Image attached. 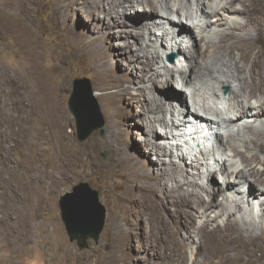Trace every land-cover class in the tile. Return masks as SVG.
I'll use <instances>...</instances> for the list:
<instances>
[{
	"label": "rangeland",
	"instance_id": "1",
	"mask_svg": "<svg viewBox=\"0 0 264 264\" xmlns=\"http://www.w3.org/2000/svg\"><path fill=\"white\" fill-rule=\"evenodd\" d=\"M104 1L98 0L99 6H97L88 0H0V82L10 71L18 72L19 70L25 74H31L30 69L37 66L42 72L44 83L50 86L53 105L59 112L55 130L48 128L47 131L44 130L45 124L42 123L35 108L31 109L25 119L19 109H14L12 112L0 102L4 119L13 122L12 127L10 123L8 124L7 133L10 134L18 121H27L30 127L35 129L27 136L26 143H21L16 135L11 137L13 142L9 141L7 151L10 162L7 170L3 171L10 185L15 186H11L17 192L13 200L17 199L19 208L23 209L17 213L11 210L8 218L13 219L21 214L20 216L23 215L28 221L27 230L23 234L14 226L0 230V236L6 234L21 240L28 236L27 242L23 241L24 244L22 243L13 264H264V228H256V237L245 236L246 240L242 239L241 242H236L237 235H234L238 231L246 233V229L242 231L239 228V230L234 223L235 221L239 223L237 219L241 215L252 224L258 221L264 223V196L256 198V193L250 202L240 201L243 211L236 212L234 219L227 221L228 225L225 214L216 217L217 221L214 220L216 223L203 221L205 217L202 213L203 209L199 208L195 201L197 197L195 199L192 197L188 205L194 220L182 217L181 211L178 212L177 206H183L182 202L176 204L171 201L177 193L192 189L191 184H186L183 188H175V184L179 183L177 180L180 179L183 182L187 176L190 177L187 173L191 170H194L193 180H196L198 185L204 186L206 192L211 185L216 187L223 184L222 174L218 166H215L214 159L220 158V154L226 156L227 152L219 148L215 136L204 144L202 151L206 152L205 154L187 149L178 139L174 141L172 138H166L162 130L152 128L151 131H145V125H139L141 109L136 89L138 90L142 83L138 79L144 80L143 83L147 88L146 94L139 95L142 101L145 99L148 103H153V95L160 91L162 100L176 108L178 114L182 107H185L183 97H186L188 105H196L189 94L190 87L182 89L171 87L165 81V75L158 64L160 50L165 48L159 46L161 41L156 38L162 37L165 40L168 35L163 33L164 28L173 35L176 28L167 23L160 24L159 16L143 15L142 10L146 6H139L137 1L117 0L122 4L121 10L117 8L109 14H106L103 9ZM130 1L133 6L128 5ZM152 1L156 8L164 11L160 1ZM170 1L175 3L170 13L176 18H181L180 26L183 31L194 33L195 40L190 46L193 45L196 51L201 48L209 50L204 57L207 62L213 59L211 55L213 47H206V43L218 42L223 33L227 36L232 34V37L237 36L239 31L251 33L254 40L250 41L247 47L250 51L256 52L262 49L264 52V24L261 25L260 30H256V24L244 25V29L239 27L240 30L239 28L236 30L223 22L221 24L215 22L214 25L209 23V19L216 21L217 18L211 15L212 5L219 2L227 5L230 0L227 2L226 0H207V5L203 8L208 11V15L201 11L197 0ZM238 1H240L239 4ZM249 1L247 4L259 2V0ZM241 2L242 0H233V4L228 3V5L233 6L231 7L233 9L242 8ZM178 7L181 9L176 11ZM187 10L192 11V19L187 20L184 16L183 12ZM245 16L238 19L242 25L249 20ZM135 19L138 21L147 19L146 29L140 28V22L133 23ZM193 19L198 23L195 24ZM154 20L156 24L152 26L151 22ZM204 20L207 26L205 24L203 26ZM223 28L225 31L218 33ZM197 35L203 37L199 40ZM154 50L158 52V55L154 56L153 64L150 61ZM235 51L234 57L237 63L242 65L244 62L239 57V51ZM224 56V60H229L226 55ZM147 60L150 62L148 66ZM255 74L249 77L247 70L240 72V76L245 78L243 84L253 87L232 100L228 99L229 85H224L221 89L217 87L220 90H217V97L208 91L213 80L210 77L206 79L204 88L199 92L207 98L208 105L217 111L216 114H212L217 121L229 116L236 118L234 113L241 101L251 104L255 100L264 98V73L261 74L262 78L257 77V72ZM193 76L192 74L190 78ZM82 77L88 78L91 82L99 113L104 117V125L92 131L84 140H79L77 125L67 109V100L72 92L74 79ZM233 84L236 86V82ZM168 88L172 90L170 91L172 96L169 99L166 98ZM175 91L178 93H174ZM93 115L88 113L89 118ZM170 117V112L165 113L169 128L175 135L174 126L170 125ZM252 123L257 122L249 117H243L242 122L239 121L232 128L236 131L241 129L243 124ZM154 124L156 128L160 127L157 120ZM257 128L260 129L252 128L242 131L241 135H236L233 145L238 147H235L234 151L240 157L234 156L233 160L241 166L240 162L245 161L242 155L251 157L252 153L259 152L258 159L248 158V162L255 169H261L260 171L250 170L252 182L255 180L264 184L262 169L264 168L262 145L264 144V126H257ZM220 129L221 132H226L221 126ZM157 133L159 135L155 138ZM150 140L151 142L160 141L166 146L164 155L162 149L154 147L158 151L154 154L159 156L160 161L164 160L170 166L166 174L161 172L158 165L154 163V159L158 156L153 153L146 154L148 152L146 146L151 147L147 144ZM0 144L1 153L2 144H5L2 133H0ZM229 146L232 148V145ZM26 148L28 151L25 154L23 152ZM230 154L233 156V153ZM191 160L195 163L198 161V165L189 166L188 163ZM186 165L187 168H185ZM224 166L226 172L228 171L227 174L230 175L231 168ZM33 167L38 168L43 176L40 184H36V193L31 196L25 181ZM205 167L213 172L212 175L207 173ZM174 171L179 179L175 178ZM143 172H147L145 177L140 175ZM134 173L140 175L137 180L133 179V176H136ZM81 181L88 182L98 191L99 198L106 207L105 225L98 240L89 238L87 247L83 248H79L75 240L69 239L58 203L64 193L72 191L73 186ZM10 185H6L4 189L12 191ZM144 187L158 196L157 200L153 199L154 205L149 203L152 205L150 207L140 199L131 200L136 194L144 192ZM238 187L246 189L247 186ZM2 190L3 188L0 187V193ZM227 190L233 193L231 187H227ZM255 192L257 189L252 193ZM221 193L214 196L218 203L234 197L231 195L226 198V189ZM205 197L209 198L207 194ZM202 204L207 203L202 201ZM217 207H208L209 209L205 211L215 217L219 210ZM228 208L235 209L233 204H229ZM186 219L189 222L188 225L184 223ZM201 222L206 223L204 224L206 227L200 232V241L196 232L192 231L195 228L191 230V226H196L198 229L202 226H200ZM213 225H215L214 228ZM261 232L263 233L259 236ZM238 245L241 246L238 247ZM196 250L199 251L196 252Z\"/></svg>",
	"mask_w": 264,
	"mask_h": 264
},
{
	"label": "bare ground",
	"instance_id": "2",
	"mask_svg": "<svg viewBox=\"0 0 264 264\" xmlns=\"http://www.w3.org/2000/svg\"><path fill=\"white\" fill-rule=\"evenodd\" d=\"M134 1H137L139 6H146L147 7V8L143 7V10H142L143 15L148 14V17L152 16V15L159 16L160 22H161L160 24L167 23V24L173 25V27L176 28L174 30L175 33H176V31L179 32V34H180L179 39H181V46L178 47L177 50H178V52L182 51L184 53V55L186 56V59L184 62V61H182L181 58H179L177 56V61L181 66L186 65V66H184L186 69L184 71L179 70L180 67L176 63H174V61H172V67L170 69L164 68L162 70V73H163V75H165V81L168 84H170L171 87L172 86L178 87L180 89H182L184 87H190V89H189L190 93L189 94H191L190 95L191 99L194 101V103H196V105H192V104L188 105L186 97H183L182 101L184 100V102H185L184 106L185 107H182V110H180V112L178 114V113H176V110H175L176 108L174 109V107H172L171 104L167 105L165 103V101L162 100V98L160 96V94H162V93H160V91H158L156 94L153 95V103L150 104L145 99H143V101H142L141 97H139V95L146 94L147 88L145 87V85L143 83L144 80L138 79L139 82L142 83L139 86L138 90L136 89V92L138 94V98L140 100L139 104H140V109H141V112H139V119H138L139 125H141V126L145 125V128H144L145 131H151L152 128L158 129L159 131L162 130V132L164 133L166 138H172V139H174V141H175V139L176 140L178 139L180 141H183L184 143L186 141L185 136H186V132L188 131V129H193L195 133L200 134L196 130L198 121L206 123L207 125H209L211 127L209 135L212 134L211 131L213 129L215 130L214 136L216 138V141L218 143L219 148H222L223 150H225L227 152L226 156H223L220 154L219 155V156H221L220 158L215 157V159H214L215 166H218V170H219L220 174H222L223 184L217 185L216 187H214V185L213 186L211 185L210 189L206 192V188L204 186L202 187V186L198 185L196 180H193V178H194V175H193L194 172L193 171L194 170H191L187 173L188 175H190V177L187 176L183 182L180 181L179 176H177L175 171H174L175 178L179 179V180H177V182H179V183L175 184L176 185L175 188L176 187L183 188L184 185L191 184L192 189L187 190V191L183 190L182 192L177 193V195H175V197L171 198V201L173 203H176V204H178V202H182V204H183V206L181 205L182 207L177 206L178 212L181 211L180 214L182 215V217H186L187 219H193L192 218V212L190 209H188V205H190L189 201L191 200L192 197H194V199L197 197V199H195V201L197 202V205L199 206V208L203 209L202 213L205 217V219L203 221H205L207 223L215 222L214 220H216V217H218L220 215L223 216L225 214L226 224H227V221H229V219H232V220L234 219L233 217H235L234 214L236 212L243 211L242 210L243 208L240 204V201L245 200L247 202H250L251 198L254 197V195H256V193H257L256 198L264 196V184H262L258 181H255V180H253V182H252V177H251L252 175L250 172V170L251 171H255V170L260 171L261 169H255V167L251 166L250 163L248 162V158L249 159H258L259 158V155H258L259 152L252 153V155H250L251 157H249L247 155H242V158L245 161L240 162V164H242L241 166L237 163V161L233 160L234 156H239L234 151V149H236L235 147H238V146L233 145L234 144L233 140L236 138V135L237 136L241 135L242 131L250 130L252 128L260 129V128H257V126L258 127L264 126V98H262V99L260 98L261 100H255V101H253L251 99L253 101L252 103L249 101L251 104H249L248 102L245 103V102L241 101L238 103L239 107L236 108V113H234L236 118L229 116L228 118H220V120L217 121L215 119L214 115L212 116V114H216L217 111L214 109V107H212L211 105H208L209 102H208L207 98L203 94H201L199 91L202 88H204V84H205L206 79H208V77H210L213 80V83H211V85H209V87H208V91L211 93V95H216L218 97L217 90L221 89V87L224 85H229L228 99L232 100V98L234 99V98H238V97L242 96L243 93H245L246 91H249L253 87V86L251 87L250 85L246 86L243 84L244 83L243 79H245V78L240 76V72L242 70H247L249 73V77H252L253 74H255L257 72V77L262 78L261 74L264 73V52L262 49H258L256 52H254L253 50L250 51L249 47H247V44H249L250 41L254 40V36L248 32L242 33L241 31H239L240 30L239 27L244 29L243 28L244 25H247V26L250 25L251 26V25L256 24L257 25L256 30H260L261 25L264 24V0H261V1L259 0V2L254 3V4L253 3L247 4V2L249 0L248 1L242 0L241 5L243 7L242 8H236L235 7L234 9L231 8L233 6L228 5V3L233 4V0L228 1L227 5H225L221 2H219L215 5L214 4L212 5L211 8H213V9H211V11H212L211 15L217 16V18H216V21H212L210 19L209 20L207 19L209 21V23L214 25L215 22H219L220 24L223 22L224 24H229L230 28H234L236 30H237V28H239V30H238L239 33L238 34L236 33L237 36H233V37H232V34L230 36L229 35L227 36V35H225L226 33L225 34L223 33V35L220 36V40L218 42L211 41L209 43H206V45H205L206 47H209V48L213 47L211 50V51H213L211 53V55H213V59L209 62H207L204 58L205 56H207L206 52H208L209 50L206 48H201L199 51H196L194 49L193 45L190 46L192 41L194 42V40H195L194 33H192V32L191 33H185L183 31V28L180 26L181 18L180 17L176 18L170 13V10L173 9V7L175 6V3H171L170 0H158L161 3V7L162 6L164 7V11H160L158 8H156V5L154 4V2L152 0H148V2H147V0H134ZM88 2H90L91 4L94 3L95 5L99 6L98 0H88ZM197 2L199 4V6H201V11L204 14L207 13V15H208V11H205V9L203 8L204 6L207 5V0H197ZM226 2H227V0H226ZM148 3H149V5H148ZM239 3H240V1H238V4ZM103 4H105V7L103 5L104 8L103 7L102 8L105 10L106 14H109L110 12H112L113 10H115L117 8H119L120 10L122 8V4L120 3V1H117V0H105L103 2ZM128 5L133 6L131 1H130V3H128ZM159 8H160V6H159ZM180 9L181 8L178 7V9L176 11H178ZM242 9L245 10L246 12L243 11ZM137 10H138V8H137ZM191 13H192V11H190V10L183 12V14L187 18V20L193 18V15ZM136 14H139V13L136 12ZM244 15H246L247 19H249V20H247V23L244 22V24L242 25V22H239L238 19L242 18V16H244ZM228 18H231V19L229 20ZM193 20H194L193 22H195V24L198 23V22L196 23L195 19H193ZM248 21H249V23H248ZM139 22H140V25H139L140 28L143 30L146 29L147 24H148L147 19L143 20V21H140V20L138 21L136 19L133 20V23H139ZM155 22H156L155 20L153 22H151L152 26L156 24ZM202 24L204 26V24L206 25L207 22H205V20H204V22ZM194 26H196V25H194ZM200 31H202V30H200ZM221 31L224 32L225 31L224 28L219 30L218 33H220ZM257 32H259V31H257ZM163 33L168 35V38L164 40V39H162V37H160L159 39L156 38V40L161 41L159 43L160 47L167 49L168 45L173 44V43H169V42H171L173 40V38H175V37L173 34H170V32L167 28H164ZM197 37H199L198 39L200 40L203 36L197 35ZM139 38H142V37L139 36ZM236 40H238L240 42L238 43ZM244 44H246V45H244ZM235 50L239 51V57L244 62L242 65L237 63L238 61L234 57L233 53L234 52L236 53ZM156 55H158V52L156 50H154L153 54H151V61H150V62H153V64L155 61L154 56H156ZM224 55H226V57L229 58L230 61L224 60V57H225ZM150 62H148V60H147V66H148V63H150ZM245 67H247V69H244ZM172 70H173V73H172ZM30 73L31 74H25L23 71L21 72L19 70H18V72H14V71L8 72L5 79L0 82V102L3 103V105L6 106V108H8L12 112L14 111V109H19L25 119H27L28 115L30 114L31 109L35 108L38 112V115H39L42 123L45 124L44 130H47L48 128H50V130H55V127L58 124L59 112H58V109L56 107H54V105H53V99H52L51 92H50V86L48 87V85L46 83H44V80L42 79V72H40V70L38 69L37 66L31 68ZM192 74L194 76L190 78V76ZM179 76H181V77H179ZM187 78H189V80H187ZM178 81H179V83H177ZM217 82H219V83H217ZM233 82H236V86H234ZM257 83H258V81H257ZM217 87H219V89H217ZM170 91H172L170 88H168L166 91L167 92L166 98H168V99L172 96V93ZM174 93L177 94L178 92L175 91ZM248 93H250V92H248ZM240 100L241 99H239V101ZM245 101H246V99H245ZM235 102H236V100H235ZM167 108L169 110H167ZM167 112L171 113V117H170L171 124L170 125H173L174 129L176 128L175 135H174V132L169 128V123H168L167 119L165 118V113H167ZM144 115H146V118H144ZM11 116H13V115H11ZM137 116H138V114H137ZM191 117L192 118L194 117L197 121L192 122L191 124H187V123L191 122V120H190ZM243 117H249V119H253V121H256L257 123L256 124H253V123L252 124H243L241 129L239 128L236 131H233L234 129L232 128V126L237 125L239 121L242 122ZM4 118H5V116L2 115V111L0 109V133H2L3 142H5V144H2L3 149H2V152L0 153V187L3 188L2 192L0 193V230L1 229L2 230L7 229V228H10L11 226H14L19 230V232H21L23 234L27 230V225H28L27 219L23 215H22L23 217L20 216L21 214L19 216L14 217L13 219H11L12 217L8 218L10 216L8 214L10 213L11 210H14L17 213V212H21L23 209L21 210L19 208V204H18L17 199L13 200V198L17 195L16 190L12 189V187H15V186L10 185L8 179L3 175V171L7 170L8 166H9V162H10L9 154L7 151L9 148V146H8L9 141L13 142L11 137L13 135H16L17 139H19L21 141V143L22 142L26 143L27 136H29L33 131H35V129L30 127V125L27 123V121H18V124L14 125L15 127L13 129H11L10 134H9V133H7L6 128L8 127L9 123H10V126L12 127L13 122L9 119H4ZM222 119H223V121H222ZM156 120L158 121V124L160 126L159 128L155 127L154 122ZM182 124H183V126H182ZM152 125H153V127H152ZM220 126L225 128V130H226L225 133L221 132L222 128L219 130ZM177 128L179 130H177ZM158 135L159 134L157 133L155 138H157ZM206 138L207 137H203L202 139H200V141L205 140ZM253 139H255V138H253ZM234 141H236V140H234ZM251 142H252V140H251ZM147 144H150V146H151V147H149V145L146 146L148 148V152L146 153L147 155L150 153L154 154V153L158 152V151H156V149H154L155 146H157V148L159 147L160 149H162V153L164 155V151L166 149V146L164 143H162L160 141L156 142V140H154V142H151V140H150V142H148ZM236 144H238V143H236ZM176 145H177V143H176ZM229 145H232V148ZM262 145L264 147V144H262ZM22 146H23V144H22ZM173 147H175V146H173ZM167 149H170V148L167 147ZM27 151L28 150L26 148L25 152H23V153L26 154ZM184 151H187V150H184ZM201 153L206 154V152H203V151ZM230 153H233V156ZM154 155H157V154H154ZM169 158H171V157H169ZM220 159H222V161H220ZM154 163L156 165H158V167L160 168L159 170H161V172H163L165 174L167 173L166 171L169 170V167H170L169 164H167V162L165 163L164 160L160 161L159 156L154 159ZM17 164H18V162H17ZM188 165L191 167H195L198 165V161L195 163V162H192V160H191L190 163H188ZM224 165H226L228 168L229 167L231 168L230 169V175L227 174L228 171L226 172V168ZM263 165H264V159H263ZM201 167H202V164L200 165V168ZM185 168H187V165ZM171 169H173V168H171ZM262 169L264 170V168H262ZM143 170H145V169H143ZM206 170L208 171L207 173H209V175H212L213 172H211L210 169L208 170V168H206ZM161 172H159V174H161ZM146 174H147V172L146 173L143 172L140 175L144 176ZM140 175L133 176V179L137 180V178ZM42 176H43V174L38 170V168H36V167L31 168V173L27 176L26 181H25V184L27 185V188L29 189V194L31 196L36 193V191H37L36 184L37 183L40 184V179L42 178ZM257 178H258V176H257ZM249 179H251V180H249ZM138 183H139V181H138ZM8 184L10 185V187L12 186L11 190L13 192L10 191V189L9 190L4 189L6 187V185H8ZM137 185H139V184H137ZM243 185L247 186L246 189H244V188L240 189L241 187H238V186H243ZM227 187L232 188V192H233L232 194H231V192L230 193L228 192ZM133 189H134V186H133ZM224 189H226V193H227V195L225 194L226 198L228 196L231 197V195H233L234 197L226 199L225 202H219V203L216 202V200H215L216 198L214 199L215 194L217 196L219 194H222L221 192H223ZM256 189H257V192L252 193L253 190H256ZM143 191L144 192L141 191V193H138V191H137L138 194H136L134 197H132L131 200L140 199L141 202L146 204L148 207L152 206L149 203H152L154 205L153 199L157 200L158 196H156V194L154 192H151L152 190L148 189L147 187H144ZM179 191H181V190H179ZM134 193H136V191ZM234 193L236 195H234ZM205 194H207L209 196L208 199H206ZM242 196H244V197H242ZM245 197H246V199H245ZM10 201H12V203H10ZM202 201L203 202L205 201L207 204L206 205L202 204ZM229 204H231V205L233 204L235 209L234 208H232V210L229 209L228 208ZM214 206L219 207L218 214L216 213L215 217L210 216V214L207 211H205L208 207L210 208V207H214ZM193 215H194V213H193ZM187 219H186V222H184V220H183V222L186 225L189 224ZM237 220L239 221V223L237 221L234 222L238 226L237 228L238 229L240 228L242 231H244L246 229L245 230L246 233L240 232L237 229L238 232L237 233L235 232L236 234L234 233V235H237V237L235 238L236 242H241L242 239L245 238V236L246 237L248 236L249 238H253L254 236L256 237L257 236L255 234L256 228H260V229L264 228L263 221H258L257 223L252 224L251 222L247 221L243 215H241V217H239ZM179 222H180V220H179ZM193 224H194V222H193ZM204 224H206V223L201 222L200 226L201 225L202 226L198 229L196 226H193V225L191 226V230L193 227L195 228V230H192V231L196 232V234L200 238V241H201L200 232H202L203 229L206 227V225H204ZM214 226L215 225H213V228H214ZM216 226H217V224H216ZM209 229H212V228H209ZM235 229H236V227H235ZM205 233H206V231H205ZM231 233H232V231H231ZM262 233L263 232H261V234L259 236H261ZM27 238H28V236H26L25 239L21 240L19 238L14 239L12 237H9L6 234L3 236H0V264H13L14 263L13 261L15 260V256L21 250V245H22L23 241H24V243L27 242ZM244 240H246V239H244ZM203 242H204V240H203ZM203 244H205V243H203ZM249 244H250V242H249ZM240 246L238 245V247H240ZM198 251L199 250H196V252H198ZM220 252H222V251H220ZM258 262H260V261H258ZM254 263H256V262H254Z\"/></svg>",
	"mask_w": 264,
	"mask_h": 264
},
{
	"label": "water",
	"instance_id": "3",
	"mask_svg": "<svg viewBox=\"0 0 264 264\" xmlns=\"http://www.w3.org/2000/svg\"><path fill=\"white\" fill-rule=\"evenodd\" d=\"M67 109L77 125L79 140H84L92 131L104 125V117L99 113L91 82L86 77L74 79ZM88 113L94 114L93 117L89 118ZM58 203L71 241L75 240L79 248H83L87 247L89 238L98 240L105 225L106 207L96 189L88 182L81 181L73 186L72 191L64 193Z\"/></svg>",
	"mask_w": 264,
	"mask_h": 264
},
{
	"label": "clouds",
	"instance_id": "4",
	"mask_svg": "<svg viewBox=\"0 0 264 264\" xmlns=\"http://www.w3.org/2000/svg\"><path fill=\"white\" fill-rule=\"evenodd\" d=\"M174 37L175 38H173V40L172 41H174V40H176L177 42H179L180 43V46H181V39H179V37H180V34H179V32H177L176 31V33L174 34ZM163 50H165V49H163ZM162 49L160 50V57H161V52L163 51ZM182 52V51H181ZM183 53V52H182ZM173 54V53H172ZM183 56H184V62H185V59H186V56L184 55V53H183ZM172 61H174V60H171L170 62H169V64L171 65V66H169L167 63H165V62H161V59H160V61H159V67H160V69L161 70H163L164 68H171L172 67ZM175 63V62H174ZM186 66V65H185ZM184 69H186L185 67H180V69L179 70H184ZM192 118V117H191ZM193 119V120H192ZM192 119H190L191 120V122H189V123H187V124H191L192 122H195V121H197L194 117L192 118ZM207 126L208 128H209V131L207 132V133H205V134H203L202 133V129L204 128L203 126ZM182 126H183V124H182ZM181 126V127H182ZM210 126L209 125H207L206 123H203V122H199L198 121V124H197V131L200 133V134H197V138H199V139H195V143L194 142H190L189 141V137L191 136H193V135H189L187 132H186V136H185V138H186V141H185V143L183 142V141H181L182 143H183V145L185 146V147H187V149H191L192 151H194V152H202V148H203V146H204V144L205 143H207V141H209V140H212V137L214 136V132H215V130L213 129V133L211 134V135H209V133H210ZM177 130H179L178 128H177ZM175 131H176V128H175ZM203 137H207L205 140H202V141H200V139H202ZM197 140H199V141H197Z\"/></svg>",
	"mask_w": 264,
	"mask_h": 264
},
{
	"label": "trees",
	"instance_id": "5",
	"mask_svg": "<svg viewBox=\"0 0 264 264\" xmlns=\"http://www.w3.org/2000/svg\"><path fill=\"white\" fill-rule=\"evenodd\" d=\"M172 73H173V70H172Z\"/></svg>",
	"mask_w": 264,
	"mask_h": 264
}]
</instances>
